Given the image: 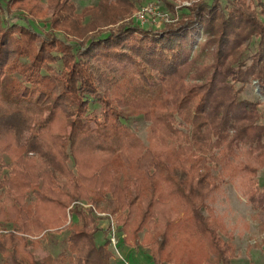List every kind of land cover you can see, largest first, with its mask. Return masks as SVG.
<instances>
[{"label":"trees","instance_id":"obj_1","mask_svg":"<svg viewBox=\"0 0 264 264\" xmlns=\"http://www.w3.org/2000/svg\"><path fill=\"white\" fill-rule=\"evenodd\" d=\"M27 1L0 0V264H111L76 201L116 215L124 243L142 233L153 264H232L209 198L229 178L264 210V113L240 96L253 80L264 88V0H199L161 29L123 22L145 0H103L85 27L57 0L49 30L10 17ZM97 21L111 29L87 36ZM131 116L148 123L147 143ZM63 230L58 255L34 259L28 249Z\"/></svg>","mask_w":264,"mask_h":264},{"label":"rangeland","instance_id":"obj_2","mask_svg":"<svg viewBox=\"0 0 264 264\" xmlns=\"http://www.w3.org/2000/svg\"><path fill=\"white\" fill-rule=\"evenodd\" d=\"M51 1L52 4L49 3ZM57 0H36V1H27L28 4L32 6V11L26 9L28 4H16L15 7L11 9L9 12L10 17L12 19H17V17L21 14L32 18L36 21H33L35 26L38 29H50V21H54L56 17H58V13H55L54 7ZM103 0H70L69 3H72L73 10L72 13L79 17V25L80 27H85L90 20H93L95 14L100 12L98 10V5ZM199 0H145L140 4L136 5L135 8L125 15L124 21L126 23H138L134 16L138 12V10L147 3H152L156 8L161 12L168 16L173 14L171 12H175L179 19L183 16L187 15V10L184 8L185 6H189L191 3H194ZM203 1H211V0H203ZM221 6L224 9L229 7L228 0H220ZM172 4L173 9L169 10L165 3ZM29 6V7H31ZM17 7V8H16ZM183 7L184 9L180 10ZM54 8V9H53ZM89 10V12H88ZM37 13V14H35ZM63 14V12H61ZM186 14V15H185ZM74 17V16H73ZM75 17V18H76ZM98 28L93 29L91 32H86L87 36L91 35V33H96L98 31H107L111 29L108 25H103L102 22L97 21ZM121 22L117 23L119 25ZM44 24H49L44 26ZM166 22H159L157 24H152V26L156 29H161ZM141 25V24H140ZM148 25V24H144ZM150 25V24H149ZM95 30V31H94ZM51 31H58L60 36H65L69 40H78L82 41L78 35L72 34L64 30V27L60 25V27H55ZM205 38L202 33V29L199 28V33L196 37L198 41H201ZM256 39L251 41L249 44L245 45L249 47L253 43L255 44ZM244 46V47H245ZM241 97L257 101V115H261L264 113V88L258 84L256 80H253L245 85L243 92L240 95ZM97 104H92V108H97ZM101 114L97 115L96 121H100ZM128 124L130 127L136 131V133L140 136V138L147 143V133H148V123L143 120L142 116H131L128 118ZM240 157L237 156L236 160ZM8 161V159H7ZM6 174H10V169H5ZM257 181L259 187L263 188L264 186V167L260 168L257 173ZM237 181H232L229 178H225L216 188L213 189L210 198L209 205L214 209L215 214L219 220H221L226 227L229 229L230 234L232 235L231 241L235 246L237 256L233 258L232 264H264V210L255 209L250 203L246 201V199L241 195L239 188L237 187ZM31 198H34V195H31ZM80 203L89 205L88 207L82 206ZM80 205L83 210L93 209L94 216L96 218V225L99 231L95 235V240L97 243L101 244L104 239H108L107 230L109 226V219L107 217H112L114 219L115 224L117 225V216L112 215L111 213L106 212L105 210H97L87 201H76L72 203ZM206 212L205 210H203ZM207 214V213H205ZM77 219L74 217L68 222V213L66 217L65 224L68 226L72 225ZM67 231H59L54 236L47 235L41 238L40 245L37 248H29L28 250L31 252L32 256L36 260H41L46 255L50 254L53 256H57L58 253L64 247V237ZM142 233L140 234L138 244L133 243H124L120 241V250L122 254L129 259L132 264H153L150 256L149 248L141 243ZM224 239L228 240L227 236H223ZM108 249L110 250L109 246ZM111 251V250H110ZM112 254V252H111ZM111 264H118L114 255L112 254Z\"/></svg>","mask_w":264,"mask_h":264},{"label":"built area","instance_id":"obj_3","mask_svg":"<svg viewBox=\"0 0 264 264\" xmlns=\"http://www.w3.org/2000/svg\"><path fill=\"white\" fill-rule=\"evenodd\" d=\"M178 17V16H177ZM135 20L140 23L141 25L144 24H157L159 22H171L173 19H170V17L161 13L156 6L152 3H147L144 6H142L138 12L134 16ZM175 19V18H174ZM84 207H88L89 205L80 203ZM109 219V226H108V232L107 237L109 240V248L114 255L116 261L118 264H132L129 259H127L120 250V238L124 237V235H119L117 231V225L115 224L114 219L112 217H107ZM71 221V216L68 215V222Z\"/></svg>","mask_w":264,"mask_h":264}]
</instances>
